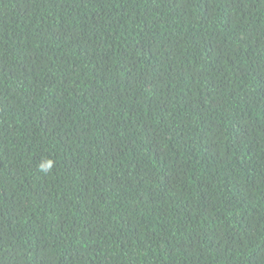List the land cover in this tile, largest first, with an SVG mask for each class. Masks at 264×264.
I'll list each match as a JSON object with an SVG mask.
<instances>
[{"label": "trees", "instance_id": "obj_1", "mask_svg": "<svg viewBox=\"0 0 264 264\" xmlns=\"http://www.w3.org/2000/svg\"><path fill=\"white\" fill-rule=\"evenodd\" d=\"M0 264H264V0H0Z\"/></svg>", "mask_w": 264, "mask_h": 264}, {"label": "clouds", "instance_id": "obj_2", "mask_svg": "<svg viewBox=\"0 0 264 264\" xmlns=\"http://www.w3.org/2000/svg\"><path fill=\"white\" fill-rule=\"evenodd\" d=\"M51 169V162H47L45 164H42L41 167H40V170L42 172H47Z\"/></svg>", "mask_w": 264, "mask_h": 264}]
</instances>
